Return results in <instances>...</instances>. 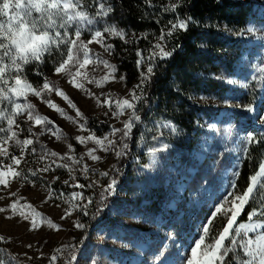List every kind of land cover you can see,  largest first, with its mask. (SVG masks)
Masks as SVG:
<instances>
[{"label": "rangeland", "instance_id": "rangeland-1", "mask_svg": "<svg viewBox=\"0 0 264 264\" xmlns=\"http://www.w3.org/2000/svg\"><path fill=\"white\" fill-rule=\"evenodd\" d=\"M253 2L256 4V16L247 28L253 27L255 31L249 33L246 28L241 35L243 55L234 62V71H225L217 78L228 89L226 93L223 96H202L205 98L201 101L207 109L208 118L199 127L201 134L196 143L190 144L175 125V132L165 127L172 123L150 120L141 124L140 135L133 144L134 156L124 164L127 171L121 175L124 181L117 178L116 174L121 173L119 166L125 155L116 157L112 152L98 151L96 154L103 157L101 161H91L87 156L84 158L94 170L89 173L90 179L76 173L79 183L88 184L98 180L94 188L73 189L71 181L64 184L63 181L69 179L66 169H55L44 173L43 177L32 178L35 187L28 183L21 187L18 182H13L9 189L0 191V195L6 197L0 201V206H6L14 199L8 196L9 192L18 190V195L25 197L37 211L60 225V229L57 231L42 223L36 230H29L28 221L18 217L6 219L8 213L0 214V235L6 237L0 241V260L4 264H17V260L19 264H50L52 255L58 257L55 264H185V258L190 254L194 241L201 234L202 225L210 218L215 205L228 193L236 191L237 187L233 188L232 184L235 182L237 185L238 179L233 173H240L248 155L245 154V147L249 152L253 145H257L246 146L243 138L248 135L264 136V72H261L264 69V0ZM97 21L95 28L108 24L105 18L97 17ZM83 38L89 37L85 35ZM115 39L119 38L108 37L107 42L113 44ZM125 39L131 38L126 36ZM90 47L117 66L113 54L104 53L99 45ZM91 68L89 66V71ZM142 70L145 69L140 66V72ZM102 74L96 73L98 76ZM115 75L117 79L106 83L103 88H96L95 85L86 87L97 95L105 92L118 97L127 96L129 90L139 83L138 80L128 86L124 80H120L123 75L118 69ZM51 80L58 82V86L77 104L87 120L86 127L97 136L109 135L112 126L123 127L121 121L127 119V114L120 120L111 113L105 116L107 106H97L93 98L73 88L66 78L54 73ZM229 80L237 83L230 84ZM100 98L105 99L104 96ZM30 99L37 105L40 114L50 117L62 130L60 140L50 133L40 136L39 142L33 145L37 149L36 156L40 154V144L61 155L67 151V144H72L76 157L85 153L87 147H95L91 143L80 145L75 140L76 135L89 134L80 130L78 124L61 117L39 98ZM48 99L64 108L68 115L76 117L75 110L55 93ZM249 103L255 109L253 112L241 107ZM76 119L84 123L79 117ZM140 122H136L133 131ZM94 124L101 128L105 125L109 129L101 134L93 129ZM40 130L39 127L34 128L36 132ZM31 138L35 140V137ZM131 138L132 135L123 143L130 145ZM153 148L160 151L153 155ZM10 151L13 149L10 148ZM36 156L29 157L34 162L30 166L40 168L43 162H35ZM103 171H108L109 176H99ZM112 179L117 181L116 191L101 202L102 196L107 195L102 189ZM49 185L58 196L65 199L72 192L67 193V188L82 191L91 198L92 194L100 193L99 205L103 203L101 210L106 214L101 215L102 220L90 231L86 226L83 229L75 228L77 220L84 224L86 215L74 211L71 217L62 220L63 210L69 205L64 203V199L56 198L45 203ZM215 227H220V224L217 222ZM58 248L62 250L60 253L56 251ZM72 255H75V260H70ZM13 256L17 260H13Z\"/></svg>", "mask_w": 264, "mask_h": 264}, {"label": "snow or ice", "instance_id": "snow-or-ice-1", "mask_svg": "<svg viewBox=\"0 0 264 264\" xmlns=\"http://www.w3.org/2000/svg\"><path fill=\"white\" fill-rule=\"evenodd\" d=\"M179 6L178 2L171 3L164 7L163 11L173 13ZM113 11V7L107 4L106 0H0V191L9 189L13 182H18L21 187L25 183L35 187L32 178L43 177L44 173L55 169L67 170L69 179L63 183L69 184L71 181L73 189L94 188L99 183L98 180H92L88 184L79 183L76 175L78 172L90 179L89 173L94 171L85 162V156L91 161L99 162L103 157L96 154L98 151L112 152L116 157L125 155L129 145L123 141L132 135L136 122L141 119L138 109L146 100L145 86L155 74L158 67L156 62L170 59L174 55L177 45L169 46V39L176 33L187 31L194 21L191 16L180 18L177 14L161 28L160 35L156 37V42L150 45L152 51L147 56L136 52L138 59L135 63L143 66L145 70L140 72L139 83L129 90L127 96L113 97L111 93L105 92L97 95L86 85L103 88L106 83L115 81L117 66L90 45H99L104 53L112 55L114 45L107 42L108 37L119 38L124 44L137 40L134 33L131 39H125L129 34L116 24H106L102 28L94 27L98 22L97 17H108ZM156 23L160 24L161 21L156 20ZM254 31L253 27L247 28L249 33ZM85 35L89 38H83ZM143 38L147 40L148 34H144ZM48 60L51 61L56 76L66 78L73 88L93 98L97 106H107L105 116L111 113L115 119L120 120L127 114V119L121 121L123 127L112 126L109 135L103 137L91 132L86 127L87 120L77 104L58 86V82L39 70ZM30 65L34 66L37 74L42 77L40 84L29 80L26 69ZM89 66H92L91 71ZM105 69L107 71H103ZM97 72L103 74L98 76ZM261 72H264V69H261ZM124 79V76L120 77V80ZM228 83L234 84L237 81L229 80ZM53 93L75 110L76 117L84 120V123H80L76 117L68 115L64 108L48 99ZM101 96L105 99L101 100ZM30 97L39 98L61 117L78 124L80 130L89 134L76 135L75 140L80 145L87 146L91 143L95 147H87L85 153L76 157L73 155L72 144H67V151L63 155L40 144V154L36 156L37 149L33 145L39 142L40 136L50 133L60 140L62 130L50 117L39 113L37 105ZM241 107H245L248 112L255 110L251 103ZM36 127L41 130L34 131ZM165 127L176 131L174 125L166 124ZM25 133L27 135H24ZM31 137H35V140ZM243 140L246 146L262 144L264 136L248 135ZM10 148L14 151H10ZM158 151L160 149L153 148L152 154L155 155ZM245 154H249L247 147ZM32 156H36L35 162H43V166H30L34 163L29 160ZM5 160L8 162L5 163ZM240 175L239 172L233 173L237 179ZM99 176L107 177L109 172H100ZM116 186L117 181L112 179L102 190L107 194H114ZM232 187H237L235 182ZM8 196L14 199L6 206H0V214H9L6 219L18 217L28 221L29 230H36L42 223L57 231L60 229V225L53 223L27 202L25 197L18 195V190L9 192ZM53 198L64 199V203L69 205L63 210L62 220L71 217L74 211L88 215L89 205L93 204L92 198L85 196L82 191L73 190L65 199L58 196L49 185L44 202L47 203ZM106 198L102 196L101 202ZM4 199L6 197L0 195V201ZM246 208L247 222L238 223ZM217 222L220 224L218 228L215 227ZM74 227L83 229L85 225L77 220ZM5 239V236L0 235V241ZM56 251L60 253L62 250L58 248ZM12 259L17 260V257L13 256ZM57 259V255H52L50 264H55ZM75 259V255L70 257V260ZM0 264H4V261L0 260ZM185 264H264V161L259 163L258 171L251 175L250 183L245 189L231 191L215 205L210 218L202 225L201 234L194 241L190 254L185 258Z\"/></svg>", "mask_w": 264, "mask_h": 264}, {"label": "trees", "instance_id": "trees-1", "mask_svg": "<svg viewBox=\"0 0 264 264\" xmlns=\"http://www.w3.org/2000/svg\"><path fill=\"white\" fill-rule=\"evenodd\" d=\"M177 2L180 6L176 12L163 11L164 7ZM106 3L114 9L108 17H103L108 24H116L125 29L128 38L133 33L137 37V40L128 44L120 39L112 41L117 69L125 77L128 86L139 80L140 66L135 63L138 59L136 52L147 56L152 50L150 45L156 42L161 28L169 19L179 14L180 18L191 16L194 21L187 31L176 33L169 39V46L177 45L174 55L170 59L156 62L158 67L155 74L145 86L146 100L139 106L141 122L134 129L129 148L121 158V173L116 174L117 178L124 181V177L121 178L122 173L127 172L124 164L134 156L133 144L144 122H170L189 139L190 144L196 143L201 134L199 127L208 118L207 109L202 105L200 97L223 96L228 90L217 78L225 71H234V62L243 55L239 33H243L255 19L256 4L253 0H106ZM156 20L161 23L157 24ZM144 34H148L147 40L143 38ZM39 70L50 79L54 74L50 60L41 65ZM26 74L34 84L42 82L34 66L30 65ZM93 129L103 134L109 128L94 124ZM263 160L264 143L253 145L242 164L236 190L246 188L251 175L258 171V165ZM70 191L73 190L66 189L67 193ZM91 196V213L83 218L89 231L102 220L101 215L105 213L101 210L103 203L99 205L101 194L94 193ZM97 206L100 207L98 212ZM247 212L248 208L239 222L247 221Z\"/></svg>", "mask_w": 264, "mask_h": 264}]
</instances>
